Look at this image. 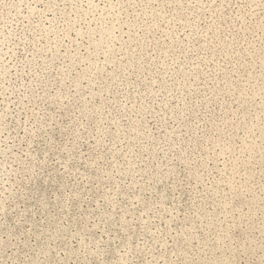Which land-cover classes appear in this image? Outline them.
<instances>
[{"label":"rangeland","instance_id":"1","mask_svg":"<svg viewBox=\"0 0 264 264\" xmlns=\"http://www.w3.org/2000/svg\"><path fill=\"white\" fill-rule=\"evenodd\" d=\"M0 264H264V0H0Z\"/></svg>","mask_w":264,"mask_h":264}]
</instances>
